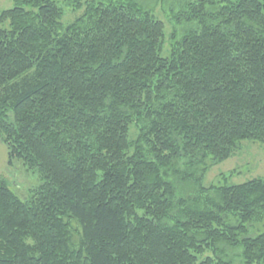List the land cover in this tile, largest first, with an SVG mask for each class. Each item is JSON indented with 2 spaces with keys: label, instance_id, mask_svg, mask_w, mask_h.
<instances>
[{
  "label": "trees",
  "instance_id": "trees-1",
  "mask_svg": "<svg viewBox=\"0 0 264 264\" xmlns=\"http://www.w3.org/2000/svg\"><path fill=\"white\" fill-rule=\"evenodd\" d=\"M13 2L0 138L41 184L23 201L0 177V264H264V180L203 184L264 144V0H188L168 57L135 0H67V24L59 0Z\"/></svg>",
  "mask_w": 264,
  "mask_h": 264
},
{
  "label": "rangeland",
  "instance_id": "rangeland-1",
  "mask_svg": "<svg viewBox=\"0 0 264 264\" xmlns=\"http://www.w3.org/2000/svg\"><path fill=\"white\" fill-rule=\"evenodd\" d=\"M85 1V0H84ZM107 1V0H104ZM138 4L150 10L157 19L164 22L166 27V40L162 52L164 57L170 55V45L172 44V35L174 32L180 35L183 29L187 28L184 23H179L176 16L182 14L184 4L188 0H135ZM67 0H59L60 5L65 9L66 15L63 20L64 24L72 22L78 14H75L71 7L66 4ZM14 7L13 0H0V13L10 10ZM190 28V27H188ZM226 177V180L224 178ZM0 177L5 178L10 185V188L15 194L26 201L32 192L41 184L38 173L27 168L23 163L15 160L12 164L8 162V149L0 138ZM255 179L264 180V144L257 141L246 140L240 143L234 156L210 167L203 178V184L210 186L217 184L222 180L228 185H239ZM180 191L186 194L189 186L184 185V182L179 184ZM177 214L174 215L176 217ZM171 221V220H170ZM231 222L235 223L234 220ZM171 224V223H169ZM73 228L76 230L73 235V241L77 246L79 244L78 226L73 223ZM251 236L264 234V217L253 222L249 226ZM221 249L226 253L224 260L231 264H242V250L227 248L221 246ZM205 257H215L212 252H207L200 256V260Z\"/></svg>",
  "mask_w": 264,
  "mask_h": 264
}]
</instances>
